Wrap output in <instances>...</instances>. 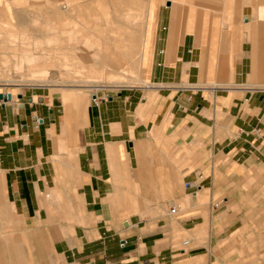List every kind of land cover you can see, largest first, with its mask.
Here are the masks:
<instances>
[{
	"label": "crops",
	"instance_id": "crops-1",
	"mask_svg": "<svg viewBox=\"0 0 264 264\" xmlns=\"http://www.w3.org/2000/svg\"><path fill=\"white\" fill-rule=\"evenodd\" d=\"M146 20L140 86L5 92L0 264H264V0Z\"/></svg>",
	"mask_w": 264,
	"mask_h": 264
},
{
	"label": "rangeland",
	"instance_id": "rangeland-1",
	"mask_svg": "<svg viewBox=\"0 0 264 264\" xmlns=\"http://www.w3.org/2000/svg\"><path fill=\"white\" fill-rule=\"evenodd\" d=\"M101 1L1 0L0 92L36 91L42 96L64 98V93L77 90L97 93L79 83H65L69 81L127 82L101 88L99 96L114 94L120 87L140 86L147 62L149 0ZM62 4L73 12L61 16L58 10ZM133 31L135 42L130 45ZM79 55L93 65L89 66L91 69L74 59ZM78 63L81 67H73ZM101 64L104 69L115 65L114 76L109 78L111 69L104 72ZM20 81H46L48 86H22ZM91 92L86 94L88 104L92 100Z\"/></svg>",
	"mask_w": 264,
	"mask_h": 264
},
{
	"label": "bare ground",
	"instance_id": "bare-ground-1",
	"mask_svg": "<svg viewBox=\"0 0 264 264\" xmlns=\"http://www.w3.org/2000/svg\"><path fill=\"white\" fill-rule=\"evenodd\" d=\"M97 1L100 2L101 0H94V2H97ZM70 12H73V10L71 8H69L68 6H65L63 4L59 6L58 13L61 14V16L64 17V15H68ZM50 19L53 20L54 18H52V16H51ZM74 59L77 60V61L80 60L81 64L83 65L84 68H90L91 69V67H89V66H93V65L89 64V62L86 61V58L84 56H82V55L74 56ZM102 65L103 64H101V67H102ZM78 66L81 67L79 63L76 66H73V67H77L78 68ZM114 66L112 65V66L106 67L104 69V65H103L104 72L111 69L109 71L110 72L109 78L114 76V71H113V67ZM99 68H100V66H99ZM116 73H117V71H116ZM7 82H9V81H7ZM13 82L16 83L18 81H10V83H13ZM20 83H22L21 84L22 86L32 85V84H33V86H38V85L48 86V82H46V81H20ZM65 83L66 84L79 83L81 86H85V87L93 88V89H101V88H107V87H118L117 84H120V85L127 84V82H114V81H110V80L108 82H106V81L105 82H103V81L102 82H96L94 80L93 81L85 80V81H81V82H77V81H71L70 82L69 81V82H65Z\"/></svg>",
	"mask_w": 264,
	"mask_h": 264
},
{
	"label": "water",
	"instance_id": "water-1",
	"mask_svg": "<svg viewBox=\"0 0 264 264\" xmlns=\"http://www.w3.org/2000/svg\"><path fill=\"white\" fill-rule=\"evenodd\" d=\"M13 99H14V95L12 93H0V102L2 104H6L8 102H11V101H13ZM18 99L23 102V97L21 95L18 96ZM32 102L33 101H31V103ZM34 119L37 120L36 118H34ZM40 122L43 123L42 120H40Z\"/></svg>",
	"mask_w": 264,
	"mask_h": 264
},
{
	"label": "built area",
	"instance_id": "built-area-1",
	"mask_svg": "<svg viewBox=\"0 0 264 264\" xmlns=\"http://www.w3.org/2000/svg\"><path fill=\"white\" fill-rule=\"evenodd\" d=\"M107 100H108V96L107 97L96 96L95 98H92V102H93L94 106H97V107H99V105L101 104L102 101H107ZM218 206L219 205H217V207ZM178 212H179L178 208H174V209L171 210V214L172 215H176Z\"/></svg>",
	"mask_w": 264,
	"mask_h": 264
}]
</instances>
